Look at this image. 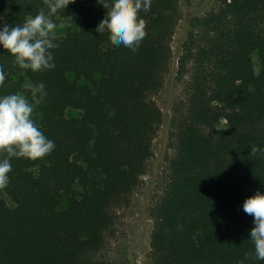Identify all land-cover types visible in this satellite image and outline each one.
I'll use <instances>...</instances> for the list:
<instances>
[{
	"label": "trees",
	"instance_id": "1",
	"mask_svg": "<svg viewBox=\"0 0 264 264\" xmlns=\"http://www.w3.org/2000/svg\"><path fill=\"white\" fill-rule=\"evenodd\" d=\"M180 2L152 0L139 13L147 36L136 52L96 31L103 3L113 0H75L52 17L74 26L56 37L52 70L21 69L0 45V97L31 100L23 85L42 83L47 95L32 119L55 142L41 159H10L0 189V264H109L114 206L141 186L166 124L155 97L174 67ZM41 8L47 13L43 0H0V30ZM180 50L181 91L173 90L167 123L171 179L150 214L153 264H264L245 259L255 251V224L243 210L264 194V152L250 156L253 146L264 150V0H217L190 18Z\"/></svg>",
	"mask_w": 264,
	"mask_h": 264
},
{
	"label": "clouds",
	"instance_id": "2",
	"mask_svg": "<svg viewBox=\"0 0 264 264\" xmlns=\"http://www.w3.org/2000/svg\"><path fill=\"white\" fill-rule=\"evenodd\" d=\"M73 2L75 0H43L47 13L41 8L35 17H28L22 26H3L0 30V45L14 56L16 65L33 72L56 67L50 50L59 45L54 43L57 24L52 17ZM151 3L152 0H113L111 5L103 3L108 12L96 31L101 34L107 29L113 45H123L136 52L147 36L146 21L139 18V13L150 11ZM5 80L6 75L0 66V86ZM23 87L31 90V100L21 93L0 97V154H6L0 160V189L6 188L9 183L12 157L35 161L55 148V142L48 139L32 119L35 106L40 105L47 95L44 85L25 83ZM257 152L264 150L253 146L250 156ZM243 210L254 217L255 224L250 238L255 251L254 254L246 253L245 259L264 261V194L257 192L248 198Z\"/></svg>",
	"mask_w": 264,
	"mask_h": 264
},
{
	"label": "rangeland",
	"instance_id": "3",
	"mask_svg": "<svg viewBox=\"0 0 264 264\" xmlns=\"http://www.w3.org/2000/svg\"><path fill=\"white\" fill-rule=\"evenodd\" d=\"M217 0H193L190 3L181 0L182 19L180 20L172 42L174 52V67L169 75L165 88L155 97L166 118L158 137L154 141V155L150 161L149 170L142 178L139 189L127 200L114 206L112 212L113 227L109 245L103 253L109 264H153L151 256V233L153 221L151 211L160 204L171 179L170 160L174 156L173 143L169 140L168 120L172 116L170 102L174 88L181 91L176 81V70L180 57V46L185 40L189 28V20L193 17H203L216 6ZM56 37H64L68 29L74 26L66 19H56ZM256 73L260 67L257 55H253ZM77 115L69 111L68 116ZM225 122H222V126Z\"/></svg>",
	"mask_w": 264,
	"mask_h": 264
}]
</instances>
